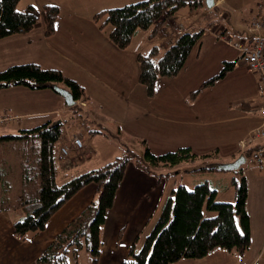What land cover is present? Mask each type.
<instances>
[{
    "label": "crops",
    "instance_id": "obj_1",
    "mask_svg": "<svg viewBox=\"0 0 264 264\" xmlns=\"http://www.w3.org/2000/svg\"><path fill=\"white\" fill-rule=\"evenodd\" d=\"M46 1L58 5L61 9L55 22L54 31L52 34L46 35L44 23L40 19L26 33H16L0 38V70L9 65L27 62H35L45 68L59 69L85 89L88 99L85 102H80L79 106L85 111L89 122L101 126L105 121L113 120L119 125V132L122 126L128 124L129 127L126 133L123 131V135L125 138L133 139L134 142H139L141 145H134L141 148L148 146L152 150L155 144L166 146V150L191 146V142L200 141L206 139V136H210V134L200 133V125L206 126L216 122H235V126H238V131L233 137L229 132L226 133L228 137L230 135L233 139L236 136L238 138L237 152L235 154L232 153L233 151L231 152V155L234 154L233 160H236L235 158L241 154L245 155L249 146H258L264 143V138H262L244 148L240 145L248 132L260 123L258 108L262 104L257 75L247 69L242 52L239 51L241 58L232 59L236 62L234 69L230 71V73L236 74L237 88L241 91V96L235 102L237 108H231L233 102H227L230 109L226 111L229 113L216 118L217 111L215 110L208 114L201 112L199 108L200 91L193 97L191 95V92L194 91L193 77L190 74L183 75L189 56L176 76L157 79L153 96L148 97L145 88L138 82L137 54L146 52L154 44H158L161 51H164L179 36L175 35L168 25L161 31L163 32L162 36H156L149 40V31L138 38L135 43H130L131 45L126 49H120L113 44L108 35L97 29L91 18L101 9L119 7L139 0ZM240 1L244 2V0H214V5L211 8L221 11V16L223 15L222 17L225 19V22L214 19V22L211 23L213 25L211 33L217 39H219L220 32L232 33L235 41L244 40L247 44L249 41L246 37V28L253 19L260 20L264 33V25L261 20L264 8L258 7V10L250 8L248 12L240 9L237 12L235 6ZM29 3L36 4L33 0H29ZM202 5H204V0L200 6ZM208 9L210 8L207 7L204 13L209 11ZM80 19L88 21L90 26L84 27ZM172 21L182 26L186 31L196 30L194 28L197 27L194 24L185 25L182 21L173 20L171 17L165 23L171 24ZM137 34L138 32L134 36ZM19 58L25 60L18 61ZM223 61H228V57H223ZM67 69L78 72L81 80L77 75H73L75 73H67ZM229 74L227 73L220 80H224ZM1 90L0 93H2ZM61 101L63 103V100ZM90 106L91 110H89ZM11 108L17 109L13 105L0 102V115L19 114L18 116H21L22 120H27L35 119L39 113L33 110L7 113L8 110H12ZM98 110L105 111V114L97 117ZM59 120L63 121V127L66 130L64 135L77 134L81 136L78 131L67 125L64 118ZM2 127L4 126H0V128ZM7 135L17 136L10 132L0 133V136ZM14 140L2 139L0 141V148H3L0 155L4 159V165L0 167V179H3L5 183L6 180L9 181L7 184L8 194H11L12 191L15 193L12 201L0 209V264H35L36 257L49 245L54 236L91 202L96 194L97 186L94 183H89L82 187L47 220L42 230L32 234L27 240L16 238L13 235V224L23 217L24 212L19 205L22 181L18 150L11 146V143H16L20 139L17 137L16 141ZM83 143V152L74 148L67 158L69 166L85 164L97 167L121 154L126 148H129L127 146L130 144L123 142L122 147L112 148L110 153L102 155L103 153H99L93 148L90 149L86 145V141L83 140ZM159 169H157L159 176H155L137 168L133 162L127 164L113 205L107 211L101 229L102 243L97 264H121L127 258L129 247L133 242H136V248L141 246L144 236L156 221L162 204L171 189L175 187H172L168 193L166 192L168 175ZM166 169L167 172H171L176 170V167L172 166ZM241 174L247 180L248 197L252 185L250 182L255 187L264 186V173L259 169L256 168L255 171L249 169L246 174L242 170ZM176 182L174 179V184ZM248 197L246 210L250 222V245L239 257L243 259L247 256L250 260L260 261L264 260V209H262L264 206H259L260 211H255L253 214L247 206ZM232 252L238 253L234 250L217 248L205 257L182 258L171 264H220V260L225 259L228 253ZM88 262V256L82 255L79 264H88Z\"/></svg>",
    "mask_w": 264,
    "mask_h": 264
},
{
    "label": "trees",
    "instance_id": "obj_2",
    "mask_svg": "<svg viewBox=\"0 0 264 264\" xmlns=\"http://www.w3.org/2000/svg\"><path fill=\"white\" fill-rule=\"evenodd\" d=\"M18 2L0 0V38L26 33L40 19L44 23L45 34H52L61 12L58 5L44 3L40 12L32 4L18 9ZM201 4L203 0H139L101 9L94 13L93 20L99 22L101 28L110 25L109 39L118 48L126 49L138 31L150 29L148 39L152 40L160 32L166 18L182 7L195 8ZM201 32L184 31L164 51L154 44L146 52L137 54L138 82L145 88L148 97L154 95L158 78H170L179 73L193 47L199 43ZM235 62L223 61L215 75L191 92L192 97L232 71ZM54 83L71 92L76 100L69 107L71 110L80 109L79 102L87 101L85 89L59 69L27 62L0 70V90L17 85L41 89L51 87ZM62 134H65L63 121L48 119L20 129L17 136H0V141L17 137L25 139L24 146L18 150L22 181L19 205L24 215L13 224L16 238L27 240L42 230L47 220L82 187L89 183L97 186L91 202L54 236L36 257L35 264H79L82 255L88 256V264L98 263L101 229L129 162L155 176H159L158 168H169L198 158L203 160L202 165L188 169L189 172L217 170L213 164L204 161L210 153H195L191 146H181L159 154L145 146L142 155L126 148L97 167L85 164L69 166L67 158L61 162L58 160ZM3 160L0 155V167L4 165ZM235 171H241V166ZM240 178V182L233 180L234 205L216 200V189L206 179L196 183L191 190L181 183L171 189L141 246L136 248V242H133L127 258L121 264H171L182 258L205 257L217 248L242 254L250 245V222L246 210L247 180L242 174ZM204 210L213 214L206 216ZM236 216L239 217L240 225H237Z\"/></svg>",
    "mask_w": 264,
    "mask_h": 264
},
{
    "label": "rangeland",
    "instance_id": "obj_3",
    "mask_svg": "<svg viewBox=\"0 0 264 264\" xmlns=\"http://www.w3.org/2000/svg\"><path fill=\"white\" fill-rule=\"evenodd\" d=\"M33 1H35L36 4L29 3V0H19L17 7L18 9H23L29 3L34 5L41 12L42 5L44 3H48L46 0ZM260 3L264 4V0H244V2H237L235 9L237 12H239L240 9L241 11L246 10V12H248L250 8L258 10ZM206 8L207 6L205 4L195 8L185 6L180 8L172 16H170L171 19H178L185 25H197V27L194 29L202 31L200 42L194 46L193 51L190 53L183 71V75H192V85L194 86L193 90L199 88L204 80L215 75L221 69L223 64V57H228V61L232 59L238 60L239 58H241V53L239 51L235 50L232 46L227 45L223 41L217 39L213 35V33H211V29L213 27L211 23L214 22V19H217L220 22H225L224 17H222L223 15L221 16V11L210 8L208 9L209 11L204 13ZM91 18L93 20L92 16ZM168 18L165 19V22ZM80 20L84 27L90 26L88 25L90 23L85 19ZM261 20L264 25V14L261 17ZM94 22L98 30L108 35L109 30L111 29L110 25H106L101 28L99 22ZM170 23L171 24L165 23L162 25V27L159 29L160 32L157 34V37H159L163 33L161 31L164 30L167 25L174 33L173 27L177 26L178 24L174 21ZM149 31L150 29L145 31H138V34L132 39L131 44L135 43L138 38H140L144 34H147ZM184 31L186 30L184 29ZM25 53L26 51L24 52V54ZM21 60L25 59L19 58L18 61ZM66 72L75 73L73 75H77L78 79L81 80L80 74H78V72L72 69H67ZM235 75V73H230L224 80L219 79L213 85L207 86L200 91L199 108L202 113L205 112L203 114H208L212 110H215L217 111L216 118L222 115H227V113L229 112L226 110L230 109V107L227 106V102H233L231 108H237L235 102L238 101L239 97L241 96V91H239L237 88L238 83ZM1 92L0 102H5L13 105L17 109H22L13 110L11 108L12 110H8L7 113H16L15 111L25 112L27 110H33L39 113L37 114L35 119L22 120L21 117V120H8L4 122L2 125H0L4 126L0 128V133L10 132L13 135H19L21 128L40 124L48 119L57 120L64 118L65 122L70 128L75 129L79 132V134L83 138L82 142L83 140L84 142L86 141V145H88L90 149L93 148L95 149V151L97 150L99 151V153H103L102 155L110 153L112 148L114 149L117 146L122 147L123 142L130 143L127 147H129L138 155H142L144 152V148L134 145H141L139 142H134L133 139L125 138V136L123 135V131L126 133L127 128L129 127L128 124L122 126L121 131L119 132L118 130L120 129V127H118L119 125L113 120H110L109 122L105 121L101 124V126L91 123L87 120L85 111H83L82 109L71 110L68 106L66 107L63 97L57 94L51 87L45 89H30L23 85H17L7 89L4 88L3 90H1ZM61 100H63V103ZM89 110H91V106ZM103 114H105V111L98 110L96 112L97 117H101ZM91 130H97V132H93ZM237 131L238 126H235V122H216L206 126L200 125V133H206V135L210 134V136H206V139H201L200 141L191 142V148L195 153H210L209 157L204 160L209 164L233 162V155L237 152L236 144L238 138L237 136L234 137V139L232 137ZM228 132L232 134V137H230V135L229 137L226 136V133L228 134ZM73 135L81 137L77 134ZM73 135H70V137ZM11 139H15L14 141H16L17 138ZM19 139L20 141L11 143L12 148L19 150L22 146H24L23 144L25 139ZM154 147L151 151L156 154L169 151L166 150V146H158V144H155ZM83 148L84 145L77 150L83 152ZM175 149L176 148H173L171 150ZM0 152H3V148H0ZM231 152L234 154L231 155ZM202 161V159L198 158L193 162H180L175 165L176 170H173L171 172H167L166 168H160L159 171L166 172V175H168L166 192L168 193L172 187H176L180 183L184 184L189 190H191L196 183H199L200 181L206 179L209 180L211 187L213 189H216V200L230 202L234 205L235 184L233 180L240 182L242 170L244 174H246L249 169H252L254 171L256 169L252 165L244 162L241 164V171L214 170L207 172L197 171L195 173H191L188 171V169L201 166ZM174 179H176L177 181L175 184ZM8 183V180H6L5 183L3 179H0V206L9 204V201L11 202L12 198L15 196V193L13 191L11 192V194H8ZM250 183L252 185L249 189L247 206H249L252 213L254 214L255 211H260L259 206H264V186L261 185V188L258 186L255 187L252 182ZM262 209H264V207H262ZM212 214V212L204 210V215L208 216ZM236 222L237 225H240L238 216H236ZM239 255V253L235 252L228 253L225 259L220 260V264H264V260H250V258H248L247 256L242 259L239 257Z\"/></svg>",
    "mask_w": 264,
    "mask_h": 264
},
{
    "label": "built area",
    "instance_id": "obj_4",
    "mask_svg": "<svg viewBox=\"0 0 264 264\" xmlns=\"http://www.w3.org/2000/svg\"><path fill=\"white\" fill-rule=\"evenodd\" d=\"M259 8H264L263 3L259 4ZM176 35L184 32L180 26L173 27ZM246 37L248 43L245 41H235L232 33L220 32L218 38L229 46L236 48L243 53V58L246 61L247 69L257 75L259 82V95L262 104L258 108V116L260 123L252 128L246 135L245 140L240 142L241 147H247L256 142L258 139L264 138V33L262 32V25L260 20L253 19L246 28ZM18 115H1L0 124L8 120H20ZM83 146L82 140L78 136L62 135L58 149V160L61 162L70 155L72 149H80ZM246 155V163L256 167L264 172V143L258 146H249Z\"/></svg>",
    "mask_w": 264,
    "mask_h": 264
},
{
    "label": "water",
    "instance_id": "obj_5",
    "mask_svg": "<svg viewBox=\"0 0 264 264\" xmlns=\"http://www.w3.org/2000/svg\"><path fill=\"white\" fill-rule=\"evenodd\" d=\"M204 4L208 7L211 8L214 5V0H204ZM51 88L59 95H61L65 101V104L68 107L73 106L76 103V100L73 99L71 92L66 89L63 88L57 84H52ZM245 162V155L241 154L238 158H236V160H234L233 162L230 163H216L213 164V166L217 169V170H236L238 169L242 163Z\"/></svg>",
    "mask_w": 264,
    "mask_h": 264
}]
</instances>
